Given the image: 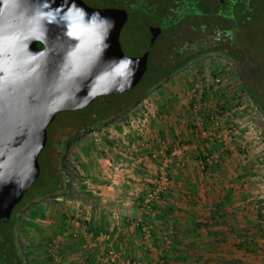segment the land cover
I'll return each instance as SVG.
<instances>
[{"label": "crops", "instance_id": "obj_1", "mask_svg": "<svg viewBox=\"0 0 264 264\" xmlns=\"http://www.w3.org/2000/svg\"><path fill=\"white\" fill-rule=\"evenodd\" d=\"M184 66L155 82L163 94L141 133L102 125L91 132L110 130L108 138L66 145L67 188L28 210L33 264H264V123L237 86L205 93L194 116ZM215 115L220 126L210 136ZM145 144L185 153L146 218L139 201L157 164Z\"/></svg>", "mask_w": 264, "mask_h": 264}, {"label": "water", "instance_id": "obj_2", "mask_svg": "<svg viewBox=\"0 0 264 264\" xmlns=\"http://www.w3.org/2000/svg\"><path fill=\"white\" fill-rule=\"evenodd\" d=\"M104 13L80 0L73 8L50 0H0L1 227L38 179L53 119L128 92L144 75L146 56H127L111 43L119 20Z\"/></svg>", "mask_w": 264, "mask_h": 264}, {"label": "rangeland", "instance_id": "obj_3", "mask_svg": "<svg viewBox=\"0 0 264 264\" xmlns=\"http://www.w3.org/2000/svg\"><path fill=\"white\" fill-rule=\"evenodd\" d=\"M44 1L48 4V0ZM50 1L52 3L54 2L57 8H63L64 6L73 8L74 4V0ZM80 1L85 2V6L93 11L95 10L97 12L103 8V10H107L108 13H104L106 19H109L110 16L112 18L115 16V18L119 20L116 21L117 30H114L110 36L112 38L111 43L113 45L117 44L120 51L127 56H146L147 70L140 83L130 94H123L122 96L116 95L113 97H99L85 109L75 112H61L53 119L47 128L46 145L38 158L40 168L38 179L27 190L20 203L13 210L9 223L5 226H0V242H5L3 244L0 243V264H33V259L30 258V250L28 249L29 245L26 244V236L31 235L26 233L29 231V228H27L28 223L26 222L33 219V217L31 219L29 218L31 216L28 214V210L33 208L37 201H40L43 197V199H45L46 195H50L54 192L57 185L56 174L58 172H69L67 165H63L61 159L64 158V161H67L68 153L65 150L66 145L74 140L84 139V141L89 142L95 138H108V136L113 134L110 130L106 131L103 129L100 132L97 130L98 133L91 132L102 125H106V129H109L113 125H124L134 130L142 124V120L145 118L143 115L147 114L149 118L143 128V130H145L151 123V107H153L152 105L155 101H158L156 100V97L163 94V89H161V86L164 85L162 84L163 81L161 80V83L155 82L159 78L158 76H161L162 74L166 75V73L171 74L175 71L176 68L173 69V67L176 65L175 61H177V59H184V64H186L183 70H186L187 75L185 74V77L182 78L184 80H187L188 78L191 79L189 81L192 85L191 87L189 85L188 94H191L197 78H202V81L211 80L214 78L213 72L217 69V72L219 71L218 73L222 74L224 83L221 86H215L212 88V84H210L211 82L207 81L205 84L210 86V90H208L207 93L210 91H221L222 88H229L230 86L240 87L242 92L244 91L246 93L244 95V100L242 97L241 101H247L249 104L248 107L256 113H259L260 115L258 117H260L261 121L264 123V75L259 77L256 70H252L257 68L258 70L264 71V62L259 60L258 63L254 65L249 63V66L253 65L251 67L252 69L249 68L250 72L253 71L256 73L250 76L258 86H254L256 90H254L255 93H253V99L257 102L256 105L245 90L237 70L231 62L228 61V58L226 59L216 54L207 53L210 52L208 51L210 50L209 47H212V45L216 43L215 39L218 38L216 32L213 33L212 36H209V34L213 32V28H221L218 29L220 31L219 35H223L224 32H227L230 28H227V26H231L230 30L233 33L230 35L231 38L229 40L233 43L231 46L232 51L237 52L240 50V52L245 53V56L250 60L254 59L252 57H255V55H263L264 58V0H231L228 2V5L225 2L226 7L223 9H221V6L217 7L218 4L214 1L212 8L213 10L218 9V12L220 11V13H217V11L214 10L210 14L202 13L201 6L200 8L195 7L194 2L182 0L183 4L179 9L181 11L176 12L174 19L172 20L166 18V11H164L165 15H159V7L153 5V3H157L156 0ZM151 1L152 3H150ZM200 2L203 1L200 0ZM112 5L115 9H112ZM203 7L204 5H202V8ZM240 9L244 10L241 11ZM124 10H126L131 17L126 22L121 19L126 15ZM188 13H194L198 17L205 16L206 19H191L184 22L179 28L170 30V34L175 33V31H178L179 33L177 45H174L175 43L172 40L166 38L165 32L162 34V40H158L160 31H156L158 32L156 34L154 30L157 29H154L153 31L150 30V25L157 23L160 24L163 31H166L170 25H174L185 19L187 16L186 14ZM222 16H224V18H221ZM204 31L207 36L201 34V32L204 33ZM225 40L224 38L218 39L219 42ZM166 43H168V46H166ZM167 47L169 49L172 48L171 53L168 51ZM150 51L151 55H149ZM224 56L227 57L228 55ZM205 69L208 72L207 74L212 73L211 77L207 76L206 72H204ZM228 79H234L236 83L233 82L227 84L229 82ZM145 82L148 83L146 87L143 86ZM137 91L139 94L135 103L122 109L118 108V106L121 107L124 102H127V99L131 98ZM190 101H192V99H190ZM193 103L194 101L191 102V104ZM115 104L118 106H112ZM194 105L195 103L192 105V109L195 110L193 115H198V113L201 112V109L198 108L200 103L196 107H194ZM111 107H113V109L109 112L110 114L107 117L96 119V115H104V113L110 111ZM260 112H263L262 115ZM79 119H85L90 122L83 124L75 123V121ZM193 122L195 123V119ZM56 157L60 158L61 166L57 164L58 161L55 159ZM7 243L8 245L6 247L5 245Z\"/></svg>", "mask_w": 264, "mask_h": 264}, {"label": "trees", "instance_id": "obj_4", "mask_svg": "<svg viewBox=\"0 0 264 264\" xmlns=\"http://www.w3.org/2000/svg\"><path fill=\"white\" fill-rule=\"evenodd\" d=\"M157 1V3H153V5H156V6H158L159 7V10H158V13H159V15L160 16H162V15H165V13H164V11H166V18H168L169 20H172V19H174V16H175V13L176 12H180L181 10H179L180 9V7H182V0H156ZM185 1V0H184ZM229 1H231V0H225V2L227 3V5H228V2ZM204 2V3H203ZM203 2H201V3H203L202 5H204V7L202 8V5L201 4H198L197 6H195V7H198V8H200V5H201V9H202V13H204V14H210L212 11H211V7H212V5H211V0H203ZM240 2V1H239ZM85 3V2H84ZM150 3H152V1L150 2ZM172 6H170V5ZM226 5V4H225ZM170 6V7H169ZM102 9V8H101ZM104 9V8H103ZM102 9V10H103ZM112 9H115L114 8V6L112 5ZM241 11H243L244 9H240ZM194 11V10H193ZM246 11V10H245ZM240 12V11H239ZM167 15H169V16H167ZM187 16H186V18L185 19H183V20H181V21H179V22H177L176 24H174V25H170V27L166 30V38L167 39H169V40H172L175 44L174 45H177V38L179 37V33H178V31H175V33H173V34H170L169 33V31L170 30H174V29H176V28H179V26L180 25H182L184 22H186V21H188V20H191L192 18L193 19H195V17H198V16H196L194 13H192V14H190V13H188V14H186ZM202 18H204V19H206V17L204 16V17H202ZM221 18H224V16H222ZM207 19H209V18H207ZM158 25H160V24H158ZM231 28V26H227V28ZM193 28V27H192ZM230 28L227 30V32H224V34L223 35H219L220 34V31L218 30V29H221V28H219V27H217V28H213V32L212 33H210L209 34V36H212V34L213 33H217L218 34V38L217 39H215L216 40V43L215 44H213L212 45V47H209V49L210 50H208V51H210V52H207V53H212V54H216V55H218V56H220V57H224V58H228V61H230L231 62V64L234 66V68L237 70V72H238V74H239V77H240V79H241V81H242V83H243V85H244V88H245V90L248 92V95L250 96V98L252 99V101L257 105V102L253 99V97H254V94L253 93H255L254 92V90H256L255 88H254V86L256 85V87H258L257 86V84H256V82L254 81V79L252 78V77H250L251 75H254V74H256L257 73V75L259 76V77H261V76H263L264 75V71H262V70H258L257 68H255V69H252L251 67L254 65V64H257L258 63V61L260 60L261 62H264V58H263V55H255V57H252V58H254V59H249L247 56H245V53H243V52H240V50H238L237 52L235 51H232V45H233V43H231L230 42V38H231V34L233 33V32H231V30H230ZM225 29H226V27H225ZM191 30V29H190ZM204 30H206V29H204ZM212 30V29H211ZM164 32L165 31H161V29H160V32H159V35H158V40H162V38L161 37H163L162 36V34H164ZM192 32V31H191ZM201 34L203 35V36H207V34L205 33V31H204V33L203 32H201ZM220 36V37H219ZM228 36H230V37H228ZM160 37V38H159ZM221 39V38H224V40L225 39H227V40H225V41H218V39ZM155 40H156V38H155ZM157 40V41H158ZM174 45H173V47H174ZM166 46H168V43H166ZM39 47H42L40 44H39ZM181 47V46H180ZM168 48V47H167ZM168 51L171 53V51H172V48H168ZM167 51V52H168ZM224 55H228L227 57L226 56H224ZM246 57V58H245ZM249 60H248V59ZM260 58V59H259ZM256 59H258V60H256ZM185 63V61H184V59H182V58H179V59H177V61H175V64H176V66L178 67H176V69H180V68H182L184 65H186V64H184ZM249 63L250 64H253L252 66H249ZM263 64V63H262ZM252 69V70H256V73H254L253 71L252 72H250V69ZM146 70H147V68H146ZM146 70H145V72H144V75H145V73H146ZM248 70H249V72H248ZM165 76L167 77L168 76V74H166V75H161V76H158L159 78H158V80H160V79H163V78H165ZM140 83V82H139ZM152 84V83H151ZM148 85V83L147 82H145V84L143 85V86H147ZM136 87V86H135ZM135 87L133 88V89H131L130 91H128V92H125V93H122V94H119V95H123V94H130L134 89H135ZM138 91L137 92H135L134 93V95L131 97V98H128L126 101L127 102H124L123 104H122V106L121 107H119L117 104H115V105H112V106H118V108H120V109H122V108H124V107H128L129 105H131V104H133V103H135L136 101H137V99H138ZM113 96H116V95H113ZM113 96H106V97H113ZM104 97V96H103ZM124 98V97H123ZM126 105V106H125ZM85 109V108H84ZM113 109V107H111L110 108V111H108V112H106V113H104V115H102V116H97L96 115V119H100V117L102 118V117H107L110 113L109 112H111V110ZM77 111H79V110H77ZM66 112H75V111H66ZM261 113V112H260ZM263 113V112H262ZM261 113V114H262ZM263 117H264V113H263ZM86 122H90V121H88V120H85V119H83V120H81V119H79V120H76L75 121V123H77V124H83V123H86ZM61 172V173H60ZM60 172H58L57 174H56V180H57V185H56V188L55 189H57V188H61V189H66L67 188V185H68V181H67V178H66V176H65V173L63 172V171H60ZM60 173V174H59ZM54 192H55V190H54ZM54 192H52V193H54ZM26 194V193H25ZM49 196H51V194L50 195H46L45 196V198L46 197H49ZM44 198V197H43ZM20 203V202H19ZM15 209V208H14ZM10 221V220H9Z\"/></svg>", "mask_w": 264, "mask_h": 264}, {"label": "built area", "instance_id": "obj_5", "mask_svg": "<svg viewBox=\"0 0 264 264\" xmlns=\"http://www.w3.org/2000/svg\"><path fill=\"white\" fill-rule=\"evenodd\" d=\"M202 78H197L194 88L191 91L190 99L192 102L194 101L195 105H198L199 100L202 96L210 90V86L205 83L211 82L210 84L212 88L215 86H221L224 83V78L222 74H217L213 79L209 80H201ZM205 88V89H204ZM221 110V109H220ZM148 112V111H147ZM145 118L142 120V124L135 128L137 132L141 133L143 128L145 127V123L148 122L149 116L147 114L143 115ZM209 122L211 123L212 131L210 130L209 135L211 136L215 130H217L220 126V121L218 119V115L214 117H208ZM134 129V130H135ZM231 131L234 132V124L230 125ZM215 136V135H214ZM147 149V157L148 159H152L157 164L156 173L154 175V179L151 183H148L147 186L144 187V190L141 194L139 201V209L142 215L146 218L153 211L155 203L161 199L169 190L170 187V167L173 165H180L184 160L185 153L183 146H176L172 148L170 151L166 153V150L162 148L151 149L149 144L144 145ZM114 175L116 174V169H113ZM144 237H149V227H145L142 230ZM129 264H143L137 261H130ZM162 264H166V261L162 262Z\"/></svg>", "mask_w": 264, "mask_h": 264}, {"label": "flooded vegetation", "instance_id": "obj_6", "mask_svg": "<svg viewBox=\"0 0 264 264\" xmlns=\"http://www.w3.org/2000/svg\"><path fill=\"white\" fill-rule=\"evenodd\" d=\"M187 1H188V0H187ZM189 1H190V2H194V5H195V6H197L198 4H201V5H202V4L204 3V2L201 3L200 0H189ZM201 1H203V0H201ZM214 1L217 2V4H218L217 7L220 6L221 1H224V2H225V0H211V5L213 4ZM83 4H84V2H83ZM201 5H200V6H201ZM217 7H215V8H217ZM197 8H198V7H197ZM214 10H216L217 13L220 12V11L218 12V9H214ZM214 10H213V8L211 7V11H214ZM124 11H125V13H126V15H124V16H125V17H124V18H125V22H126V21H127L129 18H131V17L129 16V14H128V12H127L126 10H124ZM200 14H202V13H200ZM200 18H202V17H195V19H200ZM192 19H193V18H192ZM150 26H151V27H150V30H152L153 28H160L161 31H163V29L161 28V26L158 25L157 23H154V24H152V25H150ZM165 33H166V31H165ZM155 41H156V40H155ZM39 44H40V43H38L37 46H38V48L41 49L42 47H39ZM40 45H41V44H40ZM41 46H42V45H41ZM151 51H152V50H151ZM151 51H150V54H149V55H151ZM141 56H142V55H139V56H132V57H141ZM151 71H152V69H151ZM151 73H152V72H151ZM143 77H144V75H143ZM143 77H142V78H143ZM142 78H141V80H142ZM141 80H140V81H141ZM138 84H139V83H138ZM138 84H137V85H138ZM137 85H136V86H137ZM16 206H17V205H16ZM16 206H15V207H16ZM13 210H14V209H13ZM18 211H19V210H18ZM12 213H13V211H12ZM11 215H12V214H11ZM10 217H11V216H10ZM9 220H10V219H9ZM7 242H8V241H7ZM0 243L3 244V243H5V242H4V241H3V242L1 241ZM7 245H8V243H7L5 246L7 247ZM18 250H19V249H18Z\"/></svg>", "mask_w": 264, "mask_h": 264}]
</instances>
